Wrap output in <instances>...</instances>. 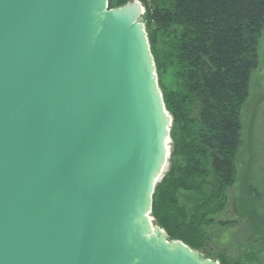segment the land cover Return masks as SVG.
<instances>
[{"label": "water", "instance_id": "95a60500", "mask_svg": "<svg viewBox=\"0 0 264 264\" xmlns=\"http://www.w3.org/2000/svg\"><path fill=\"white\" fill-rule=\"evenodd\" d=\"M134 0H0V264H218L149 216L172 118Z\"/></svg>", "mask_w": 264, "mask_h": 264}, {"label": "trees", "instance_id": "16d2710c", "mask_svg": "<svg viewBox=\"0 0 264 264\" xmlns=\"http://www.w3.org/2000/svg\"><path fill=\"white\" fill-rule=\"evenodd\" d=\"M130 1L107 4L115 9ZM136 1L172 118L168 168L154 186L149 216L170 240L203 256L207 249L218 264L256 263L264 257V215L254 205L229 242L213 246L216 229L241 225L215 217L237 180L241 111L258 68L264 0ZM252 191L255 203L260 194Z\"/></svg>", "mask_w": 264, "mask_h": 264}, {"label": "rangeland", "instance_id": "374dc122", "mask_svg": "<svg viewBox=\"0 0 264 264\" xmlns=\"http://www.w3.org/2000/svg\"><path fill=\"white\" fill-rule=\"evenodd\" d=\"M143 17L144 8L142 20ZM258 58V68L252 75L248 98L241 111L242 144L237 155V180L229 192L223 213L215 217L221 221H239L241 225L235 228L216 229L219 236L213 248L227 244L231 235L240 230L245 222L242 215L246 207L252 210L254 205L259 214L264 215V30L259 41ZM167 168L166 163L163 173ZM253 189H257L260 194V200H255V203L249 199ZM202 253L208 259H215V255L207 249ZM253 264H264V257Z\"/></svg>", "mask_w": 264, "mask_h": 264}]
</instances>
